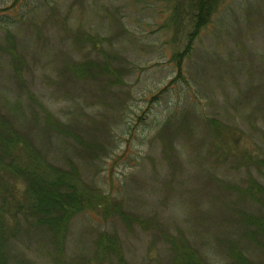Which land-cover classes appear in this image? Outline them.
I'll return each instance as SVG.
<instances>
[{"label": "rangeland", "instance_id": "obj_1", "mask_svg": "<svg viewBox=\"0 0 264 264\" xmlns=\"http://www.w3.org/2000/svg\"><path fill=\"white\" fill-rule=\"evenodd\" d=\"M172 4L0 0V108L16 107L13 123L49 159L74 164L78 179L130 212L93 207L46 232L6 225L0 209V261L108 264L99 256L106 231L122 253L110 264H170V248L185 245L224 264L222 243L240 233V211L264 215L254 182L264 186V0H223L183 58V73L172 57L184 43L174 38ZM91 57L106 65L103 74L78 76L77 64ZM231 128L237 139L220 140L227 134L218 131ZM16 179H4L0 192L20 190ZM249 253L264 258L255 246Z\"/></svg>", "mask_w": 264, "mask_h": 264}, {"label": "trees", "instance_id": "obj_2", "mask_svg": "<svg viewBox=\"0 0 264 264\" xmlns=\"http://www.w3.org/2000/svg\"><path fill=\"white\" fill-rule=\"evenodd\" d=\"M222 3L223 0H173L170 22L175 26L176 36L174 38L179 36L178 39L184 41L183 49L175 51L172 56L176 60L178 72L183 73V58L189 54L195 38L202 34L201 31ZM0 15L1 19L5 14L0 13ZM8 15L9 13L6 19H16ZM102 49L99 46V50ZM105 69L106 65L99 63L98 58L91 57L78 63L74 71L78 76L97 79ZM40 105L46 118L56 128L65 127L61 118L54 116L43 103ZM15 108L9 106L4 111L0 108V183L4 187V179L7 181H15L16 178L22 180L20 190L15 187L11 190L12 192L5 193L4 188L1 189L0 193L4 199L2 206L0 205L1 213L10 221H6V225L13 226V228L22 225L37 227L46 229V232H55L60 225V218H69L78 211L89 210L93 207H99L103 213H115L121 218L129 215L127 213L129 211L121 200L114 198L113 201L109 194L98 191V186L95 184L78 179L80 175L74 164L69 163V167H66L49 159L42 146L28 132L13 123V113L17 111ZM211 120L212 123L217 122ZM215 126L220 127L218 124ZM233 128L218 131L221 136L222 132L227 134L224 138L220 137V140L233 139ZM211 129L213 133L216 131L214 128ZM236 139L237 137L234 138ZM245 156L246 154H243L244 159L236 161L237 164H245ZM254 182L258 189L264 192V186H260L256 180ZM7 185L8 182L5 186ZM246 192L254 196L252 191L246 190ZM240 222L242 227L238 230L240 232L238 236H231L222 243L229 257L228 261L224 260L223 263L264 264V258L257 256L258 258L255 259L249 253V250H253L255 246L264 254V215L241 210ZM52 236L55 238V235ZM241 238L244 240L248 238L249 243L242 246ZM184 241L188 240L185 238ZM116 243V234L104 231L99 235V256L107 257L108 264L113 262L112 253H115L121 261L122 253ZM185 247L182 250H177V246L170 248V253L174 257L170 264H218L204 249H194L189 245ZM100 261L102 260L99 259ZM0 264H5L4 260H1Z\"/></svg>", "mask_w": 264, "mask_h": 264}]
</instances>
